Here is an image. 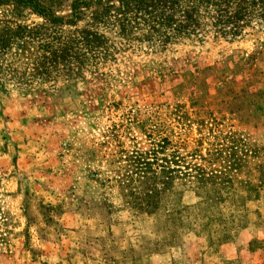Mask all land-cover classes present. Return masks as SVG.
<instances>
[{"label":"rangeland","instance_id":"1","mask_svg":"<svg viewBox=\"0 0 264 264\" xmlns=\"http://www.w3.org/2000/svg\"><path fill=\"white\" fill-rule=\"evenodd\" d=\"M69 3H50L60 22L0 6V264H264V21L154 40ZM210 121L244 138L241 185L224 190L241 203L218 207L246 226L150 253L154 221L114 188L116 145L151 130L205 156Z\"/></svg>","mask_w":264,"mask_h":264},{"label":"trees","instance_id":"2","mask_svg":"<svg viewBox=\"0 0 264 264\" xmlns=\"http://www.w3.org/2000/svg\"><path fill=\"white\" fill-rule=\"evenodd\" d=\"M56 1L0 0V6L27 9L47 21L60 22L61 17L50 5ZM89 8H93L95 19L107 20L121 33L140 27L154 40L168 39L169 31L177 36L197 35L203 23L220 36L236 37L251 21H264V0H70L73 19L80 9ZM208 132H215L210 134L214 143L205 156L198 150L183 154L166 135L151 130L140 135L131 133L128 148L121 142L116 145L112 155L114 188L131 218L154 221L156 240L150 253L163 247H181L183 238L190 234L222 241L230 237L229 230L235 232L246 226L248 219L238 213H230L226 221L218 207L226 200L241 203L237 193L229 196L224 190L241 185L233 172L242 165L238 155L246 156L241 150L244 138L231 131L222 132L214 125ZM185 192L195 195L198 201L182 204L176 195Z\"/></svg>","mask_w":264,"mask_h":264}]
</instances>
